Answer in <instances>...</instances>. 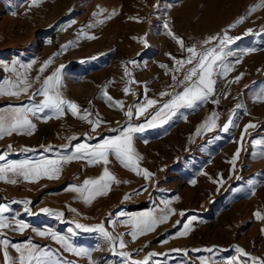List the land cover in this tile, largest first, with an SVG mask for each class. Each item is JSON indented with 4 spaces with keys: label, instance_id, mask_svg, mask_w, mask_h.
<instances>
[{
    "label": "rangeland",
    "instance_id": "374dc122",
    "mask_svg": "<svg viewBox=\"0 0 264 264\" xmlns=\"http://www.w3.org/2000/svg\"><path fill=\"white\" fill-rule=\"evenodd\" d=\"M29 4L30 0H0V82L15 80L18 73L24 72L21 65L32 64L27 70L29 92L0 96V110L32 103L29 96L60 65H65L61 74L62 97L75 102L81 114L87 110L92 114L89 119H99L101 123L93 131L86 120L67 110L47 122L33 118L34 134L14 133L0 139V153H5L7 160L57 159L70 155L77 143L95 145L119 134L112 129L121 130L129 123L146 125L160 104L167 102L171 94L184 90L186 84L178 82L192 66L180 67L172 59H187L188 53L167 34L165 22L175 36L183 39L185 47L195 45L198 51L218 44L219 40L210 45L202 42L210 36L222 37L225 30L229 36L241 39L230 46L233 55L227 62L233 70L226 76L214 77V94L206 102L194 111L181 109L182 115L162 127H145V131L134 134L133 147L142 157L139 165L154 173L151 180L124 167L111 154L106 167L119 183L112 182L106 195L96 196L90 203L68 189L101 176L105 167L102 163L91 165L83 159L62 163L61 172L54 179L41 177L30 182L16 178V183L0 180V203L13 210L6 214L9 220L19 213L15 219L29 226L22 233L15 230L14 223L0 229V240L37 245L41 250L57 253L64 264H131L111 251L99 233L75 228L77 222L87 226L103 223L114 236L123 234L127 247H117L116 251H128L132 260L156 252L163 255L153 257L150 264L157 260L163 264H200L201 259H209L211 264H228L237 255L236 246L264 260V221L254 217L258 210L264 214V156L256 155L264 151V145L251 143L264 138V101L257 99L264 91V0H40L31 8ZM256 5L260 7L249 15V9ZM114 9L116 14L106 19ZM240 17H245L242 23L228 27ZM88 24L95 26L87 28ZM81 29L96 38L80 37ZM248 29L252 32L245 34ZM63 45L69 46L60 51ZM57 52L60 54L40 72L43 62ZM125 68L131 76L125 75ZM240 74L243 76L236 82L234 78ZM130 80L134 82L129 83ZM125 87L130 89L127 94ZM105 91L114 100L123 101V109L110 106ZM161 92L167 94L161 97ZM147 99H155L158 104L129 121L125 114L128 108L135 112V105L145 104ZM212 113L217 114L216 128L197 135V127ZM230 116L235 126L224 132L222 127ZM250 121L256 127L248 130L250 135H244L232 171L229 161L241 147V133ZM24 148L35 151L24 152ZM220 174L223 183H213ZM249 180L255 184L254 191L248 187ZM126 194L129 199H125ZM25 200L30 201L27 213L22 203ZM166 200L171 201L169 206L175 214L133 241L129 235L131 225L122 221L163 208ZM43 208L62 212L63 216L43 213ZM181 211L184 216L179 215ZM120 213L124 215L121 217ZM191 217L196 219L188 235L176 237L175 233L182 231ZM32 229L67 237L87 254L67 251L63 244ZM209 248L213 249L211 253ZM3 251L0 247V264H4ZM8 253L11 258L19 255L11 247Z\"/></svg>",
    "mask_w": 264,
    "mask_h": 264
},
{
    "label": "snow or ice",
    "instance_id": "6c2138e0",
    "mask_svg": "<svg viewBox=\"0 0 264 264\" xmlns=\"http://www.w3.org/2000/svg\"><path fill=\"white\" fill-rule=\"evenodd\" d=\"M39 2L40 0H30L29 8L36 6ZM258 7H260V5L250 8L248 14L250 15L251 12L255 11ZM97 14L98 13H93V16H96ZM115 14L116 10L114 9L112 13L106 17V19H111V17ZM244 19L245 17H240L228 27H235L237 24L242 23ZM103 22L104 21H96V23ZM94 26L95 24H88L86 27L91 28ZM163 28L167 30V34L170 37L176 40V42L181 47V50L188 53L187 59H176L175 57H172L174 62L180 67H183L185 64L192 65L187 69L183 80L178 82V85L186 84L182 92L171 94V98L167 102L160 104V106L156 108V110L150 115V118L146 121V125H132L129 123L121 130L112 129L114 132L118 131L119 134L114 137L104 139L102 142L95 145L89 144L87 141L83 143H77L75 144L74 149L71 150L70 155H62L57 159L41 157L40 159L26 158L23 160H7V155L5 153H0V161H5L4 163H0V180L5 181L6 183H16V178H22L24 181L36 182L41 177H47L49 179L58 178V174L61 172V164L70 162L72 160L83 159L91 165L102 163L105 165V167L101 176L95 179H85L82 185L70 186L68 189L79 193L80 198H82L85 203H90L91 200L96 196L106 195L110 190V184L112 182L119 183L115 175L112 174L106 167V165L109 163L110 154L114 155L124 167L135 172L137 175H142L146 181L151 180L154 177V173L146 168L140 167L139 165V161L142 159V157L136 153L133 147L134 134L145 131V127H162L163 125L170 123L173 118L182 115L181 109H190L194 111L204 102H206L214 94L216 83L214 77L216 75L226 76L233 70L232 65L227 62V58L233 55L230 46L234 43V41L241 39V37L229 36L227 34V30H225L222 37L219 35L210 36L202 42L204 45H210L213 41L219 40L218 44L198 51L195 45L185 47L183 39L175 36V34L169 28L167 22L163 24ZM251 32L252 30L248 29L245 34H249ZM79 36L87 39L96 38L94 35H89L86 31H84V29H81ZM142 42L146 44V40H142ZM71 43L72 42H69V44ZM68 46L69 45L61 46L60 51L65 50ZM59 54L60 52L54 53L52 57H49L48 60L44 61L39 71L43 72L48 67V65L53 62L55 56ZM168 55L171 57L170 53ZM236 63H239V61H236ZM21 67L24 68V72L18 73L15 80L9 79L5 82H0V96H19L22 93L27 94L29 92V89L31 88V82L28 79L27 70L32 67V64L29 63L27 65H21ZM64 67L65 65H60L55 70V72L52 73V75L43 80L41 86L29 96V100L32 101V103L19 107H9L6 111L0 110V139L4 138L5 136H11L14 133L32 135L36 131V124L33 122V118L47 122V120L53 116L56 118L63 116L66 110L70 111L73 116H76L81 120H86L92 130L95 131V129L100 125L101 121L99 119H89V116L92 115L91 113H88L87 110H83V114H81V110L75 102L69 101L62 97L60 87L61 74ZM161 67L166 66L161 65ZM125 75L131 76V73L127 68H125ZM242 76L243 74L236 76L234 78L235 81L238 82ZM37 79H39V77H37ZM173 80L176 81L175 76H173ZM133 82L134 81L131 80L129 81V83ZM144 87L146 89L147 85ZM129 90L130 89L128 87L123 89L125 94H127ZM166 94L167 93L165 92H161L159 95L163 97ZM104 95L111 102L110 106L123 109V101L114 100L110 95H108L106 91ZM36 96H41L42 99L36 101ZM257 99L259 101H264V91L258 94ZM157 104V100L147 99L145 104L137 103L135 105V112L133 111L132 107H129L125 114L130 121L134 116L139 117L144 115L148 108ZM236 108H241V105H236ZM48 113H51V116H49ZM184 118L186 119L187 117L184 116ZM216 119L217 114L212 113L204 122L201 123L200 126L197 127L196 134L199 135L201 131H212L215 129L217 126ZM157 121H159V124L156 123ZM234 126V119L230 116L227 122L223 125L222 130L227 132L229 131L230 127ZM255 127L256 124L251 121L244 126V129L241 133V147L236 149L232 159L229 161V163L232 165V171H235V165L242 150L244 135H250L248 130ZM72 139L77 138L73 137ZM251 143L254 146L264 145V138L252 140ZM7 147L9 151L12 150L11 145ZM63 147L68 149L69 145H64ZM23 151L29 152L35 150L24 148ZM256 155L264 156V151L256 153ZM191 183L195 184L196 181L192 180ZM213 183L222 184V174H220L219 180H213ZM146 187L147 186L145 185V190ZM248 187L254 191V182L249 180ZM217 190H219V188ZM129 198L130 196L126 194L125 199ZM14 203H20V201H14ZM22 203L25 206L24 212H29L28 205L30 204V201L25 200ZM170 203L171 201L166 200L163 202V208L157 209L156 211L142 212L138 216H129L126 220H123V223L131 225L129 235L131 236L132 240L134 241L139 236L154 231L159 224L168 221L169 217L172 214H175V209L169 206ZM12 211L13 210L9 205L0 203V229L10 228L14 223L15 230L22 233L29 226L23 221L15 219V216H19V213H15L13 220L10 221L8 215L6 214L12 213ZM40 211L49 215L63 216L62 212H57L48 208H43ZM123 215V213H120L121 217ZM179 215L184 216L185 213L181 211ZM254 217L257 220L264 221V214H262L259 210L254 213ZM195 219V217L189 218L187 222L183 224V230L175 233V236H187L190 231V226ZM177 223H180V221H177ZM75 228L88 233H99L108 243V245H110L111 251L115 252L116 255L124 258L126 261H131V264H150V261H152L153 257L163 255L161 253L150 252L140 260H132L131 254L128 251H116L117 247L119 249H125L127 247V244L123 239V234L114 236L105 228L103 223L87 226L77 222L75 223ZM32 231L37 232V234L40 236H50L53 240L63 244L67 251L74 252L76 255L87 254L83 250L77 249L72 243L69 242L67 237L50 231H39L37 229H32ZM69 231L72 230L70 229ZM261 232L264 233V228L261 229ZM163 243H167V240H164ZM0 247L4 249V264H64L63 259L57 253L41 250L39 246L32 245L31 243L27 245H21L13 244L7 240H0ZM9 247L15 249V251L19 254L16 258H11L9 256ZM172 251L180 250L174 249ZM194 251L200 250L194 249ZM207 251L211 253L213 249L209 248ZM235 252L237 255L229 259L228 264H264V260H261L255 256H251L240 246L235 247ZM244 257H247V259H243ZM155 264H163V262L157 260ZM200 264H211V262L209 259H201Z\"/></svg>",
    "mask_w": 264,
    "mask_h": 264
},
{
    "label": "bare ground",
    "instance_id": "6f19581e",
    "mask_svg": "<svg viewBox=\"0 0 264 264\" xmlns=\"http://www.w3.org/2000/svg\"><path fill=\"white\" fill-rule=\"evenodd\" d=\"M69 7V6H68ZM40 10V9H39ZM115 18V17H114ZM109 35V34H108ZM188 136V135H187Z\"/></svg>",
    "mask_w": 264,
    "mask_h": 264
}]
</instances>
